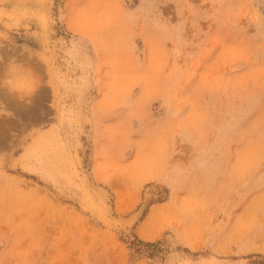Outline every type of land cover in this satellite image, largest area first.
<instances>
[{
    "label": "rangeland",
    "instance_id": "rangeland-1",
    "mask_svg": "<svg viewBox=\"0 0 264 264\" xmlns=\"http://www.w3.org/2000/svg\"><path fill=\"white\" fill-rule=\"evenodd\" d=\"M0 264H264V0H0Z\"/></svg>",
    "mask_w": 264,
    "mask_h": 264
}]
</instances>
